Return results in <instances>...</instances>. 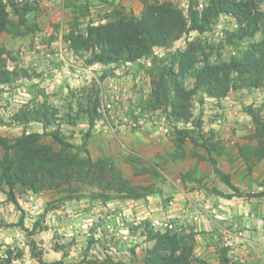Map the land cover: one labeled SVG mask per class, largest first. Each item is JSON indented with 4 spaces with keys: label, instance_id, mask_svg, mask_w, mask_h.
<instances>
[{
    "label": "rangeland",
    "instance_id": "1",
    "mask_svg": "<svg viewBox=\"0 0 264 264\" xmlns=\"http://www.w3.org/2000/svg\"><path fill=\"white\" fill-rule=\"evenodd\" d=\"M171 1L183 9L189 17L190 0ZM206 2L207 0L205 4ZM72 3L87 7L83 12L80 11L83 28L91 22L96 24L106 21L114 6H123L127 11H134L137 15L141 14L144 7L143 0H46L39 3L36 11L28 14L29 21L39 25L38 30L21 36L4 33L0 41L10 52L5 55L8 67L25 68L29 75L11 84H0V134L16 137L24 132H44L42 122L33 121L22 125L16 123L13 116L26 105L32 106L35 102L47 98L59 110L60 117L65 118L67 114H71L77 121L76 125H71L64 120H57L48 127V131L60 128L71 142L82 144L85 133L90 130L88 116L84 112L88 92L96 88L100 96L104 87L107 93L112 89L120 95L125 93L122 106L120 104L113 112V114L118 113V117L112 119V125L107 130L102 127L92 129L88 148L94 159L103 156L112 157L126 177L137 184L153 183L158 187V193L136 201H132L133 199L104 201L93 194L96 190L93 188H89L85 196L80 198L69 192L17 191L16 204L9 200L5 192L0 191V262L6 264L5 258H8L11 251L12 260L9 264H41L39 256L44 264H48L62 259L64 252L67 253L64 257L66 264H78L84 260V264H110L107 262L109 257L113 261L112 264H145L144 258L148 249L154 245L145 234V221H149L155 230L163 229V231L166 230L163 223H174L177 224V230H169L179 232L185 224L173 209L179 202L178 193H182L183 190L195 194L191 201L192 205L189 209L187 207L186 213L192 215L190 217L198 223V227L216 228L220 237L224 235L223 231L235 232L248 229L235 228L233 222L235 219L219 216V213L213 211V207L222 210L228 207L224 204L229 202V197L225 194L230 193L221 190L225 183L213 169L210 175H206L203 183L188 182L183 178L180 179L179 172L172 166L167 167L168 162H171L170 157L163 154L156 157L149 156L150 152H154L153 148L147 147L146 154L141 155L125 153L127 150L124 140L121 139V133L124 131L131 134L145 133L151 138L153 137L151 134H155L154 131L158 130L157 124L151 123L152 118H147L146 122L149 126L142 130L112 129L116 124L121 123V117L131 115L134 101L143 104L149 99L152 90L149 71L143 64L122 73L121 64L103 65L91 70V64L88 62L90 54L83 51L75 52L66 38L72 28L73 20V12L71 15V10H66ZM11 16L19 19L14 12H11ZM218 19L215 23L219 22ZM226 22V25L231 27V21L226 19ZM237 29L227 30L226 37L218 43H209L199 36L196 38L204 42L207 47L206 52L210 53L213 62L229 60L235 55L234 51L238 53L239 49L246 47L250 41L241 40L237 46L229 44L227 42L229 32ZM263 38L264 25L252 40ZM172 52L166 51L164 57L155 58L154 62L166 58ZM205 56V53H201L199 62L204 61ZM104 71H108V75L103 79L101 77ZM194 82L193 77L187 78V87H193ZM228 96L229 100L224 99V102L206 98L203 103L196 96L193 101V112L197 118L202 116L205 134L214 131L216 139L222 142L224 148L233 151L240 145L250 142V137L255 131L247 107L249 105L261 107L264 116V88H240L232 90ZM80 102L84 103L82 109ZM161 114L166 115L163 110L160 111L159 117ZM229 118L233 119L231 120L233 124L227 127L228 129L222 130V126L214 125L218 123V119L223 122L228 121ZM169 120L170 132L165 134L160 131L162 138L160 141L157 140V143L162 145L168 143V147L173 148L175 145H170L169 142H173L172 133L175 123ZM222 135L225 137L223 138ZM163 138L168 140L164 141ZM44 140L52 143L56 148L61 147V143L53 140L52 137L47 136ZM192 146L190 141L186 144L187 149ZM3 154L0 147V158ZM129 157L136 159L140 169H150L155 167V163L158 164L161 176L155 177L151 173L137 174L128 161ZM234 157L235 155L232 154L225 160L233 163L237 160ZM217 160L219 166L223 167V159ZM241 167L233 174H238L237 178L247 180L252 173L248 168L241 169ZM262 167L263 164L259 165L258 169L261 170ZM259 178L257 177V180ZM209 197H214L209 206L203 208L198 204L204 200L208 201ZM204 210L208 215L205 221L202 219L199 221ZM185 223L190 224V221L186 220ZM190 233L195 234V231Z\"/></svg>",
    "mask_w": 264,
    "mask_h": 264
},
{
    "label": "trees",
    "instance_id": "2",
    "mask_svg": "<svg viewBox=\"0 0 264 264\" xmlns=\"http://www.w3.org/2000/svg\"><path fill=\"white\" fill-rule=\"evenodd\" d=\"M39 1L42 0L19 5L14 0H0V38L4 33L21 36L38 30L39 25L31 23L28 14L38 9ZM190 1L189 17L171 0H143L144 7L140 15L127 11L123 6H114L106 21L98 24L91 22L85 28L82 27L80 11L83 12L87 7L72 3L69 5L73 10L72 28L66 38L75 52L90 54V64L96 62L104 66L120 65L149 57L156 46L169 48L193 30L202 34L212 29L221 15L236 18L240 23L239 28L229 32L227 42L237 46L241 40L248 39L250 41L246 47L239 49L229 60L213 62L210 53L206 52L204 42L195 38L184 51L172 52L166 58L154 62L148 70L152 84L151 95L142 104L144 110H163L175 123L172 133L174 159L187 155L186 144L189 141L195 148L193 155L201 157L196 151L200 147L208 151V160L215 173L234 191L225 194L231 198L242 195L243 192L232 182L231 175L225 173L211 156L213 151L222 154L225 148L216 139L214 131L205 134L202 116H194L193 101L196 96L203 103L206 98L222 100L232 90L240 88H264V38L252 40L264 25V0H207L202 9L198 7V0ZM11 12L19 19H14ZM9 53L0 41V84H11L29 75L25 68L8 67L5 55ZM201 53L206 56L199 65ZM107 75L108 71H104L101 78L104 79ZM189 77L195 79L191 88L186 85ZM79 104L81 109L84 108V103ZM99 104L98 90L92 88L86 97L84 109L90 130L85 133L82 144L71 142L60 128L48 131V127L57 120H64L71 125H76L77 121L71 114H67L65 118L60 117L59 110L47 98L32 106L26 105L16 112L13 116L16 123L27 125L33 121L42 122L44 132H24L16 137L0 134V147L4 153L0 158V191L5 192L9 200L16 204L17 191L69 192L80 198L85 196L89 188H93L97 190L93 194L104 201L139 200L158 193L155 184H135L126 177L112 157L94 159L91 156L88 145L91 131L101 117L98 112ZM247 111L252 117L255 131L250 137L251 141L240 145L238 149L239 155L252 172L255 165L264 158V116L261 107L249 105ZM180 121L191 122L192 127L179 128L176 122ZM47 136L61 143V147L56 148L52 143L46 142L44 139ZM128 161L137 174L161 176L158 164L150 169H140L134 157H129ZM183 177L201 182L193 177L192 172ZM253 196H264V191ZM144 224L147 239L154 242L144 258L145 264H214L194 255V233L155 230L149 221ZM66 256L67 253L64 252L62 259L48 264H66ZM38 258L44 264L43 259L40 256ZM5 260L6 264L11 262V251ZM84 262L85 260L78 264ZM107 262L113 263L110 257ZM218 264H233L227 247L221 249Z\"/></svg>",
    "mask_w": 264,
    "mask_h": 264
},
{
    "label": "crops",
    "instance_id": "3",
    "mask_svg": "<svg viewBox=\"0 0 264 264\" xmlns=\"http://www.w3.org/2000/svg\"><path fill=\"white\" fill-rule=\"evenodd\" d=\"M68 9L71 10L70 12L72 15L73 11L71 7H68L66 11H68ZM67 14H69V12H67ZM224 99L229 100V98ZM224 99H222L221 102H224ZM231 120L233 119L229 118L228 121L218 122L214 125L217 127L222 126L223 130L233 124ZM154 132L155 134H151V136H153L151 138L147 137L145 133L131 134L125 131L124 133H121V139L124 140V146L127 150L125 153L130 155L129 153L131 152L141 155L146 154L145 149H147V147L150 149L153 148L154 152H150L149 156L152 155L156 157L159 154H163L168 158L170 157L171 162H168L167 167L170 168L172 166L177 172H179L180 179L183 178L188 182L195 181L185 179L183 177V175L188 172H192L193 177H195V179H199V181L201 180L203 183L206 180V175H210L211 169L214 170L213 165L208 160L210 154L205 148L200 147L196 149V151L201 156L197 157L193 155V151L195 150L194 145L190 149H187L186 147L187 155L183 158L174 159L173 153L175 152V147H168V143H165V145L158 144L157 140H161L162 134L159 130H155ZM222 137L224 138L225 136L222 135ZM163 140H168V138H163ZM169 144L172 145L174 143L169 142ZM232 154L235 155L234 158L237 160L233 163L227 162L225 159H227V157ZM211 156L216 160L220 158L223 159V167H220L219 164L218 166L225 173L231 175L232 182L243 192L242 195H234L233 197L229 198V202L224 203L225 205H228L225 210L213 207V211L219 213V216L223 215L226 218L231 217L235 219L233 220L236 226L235 228L240 229V227H247L248 229L238 230L235 232L223 231L224 235L220 237V235H217L219 233L216 228L212 229V227H203V229L200 226L198 227V223H195V221L191 219L192 217L190 216L192 215L186 213L187 207L189 209V207L192 205L191 201L193 200L195 194L194 192H187L186 190H183L182 193H178L177 199L179 202L173 209L175 214L179 216L181 218L180 220H182V222L185 224L184 227L180 229L179 233L189 234L191 231H195L196 244L194 255L205 258L214 264H218L220 262L221 249L224 247L228 248V256L232 259L233 264H264V225H262V222L264 223V196H253L255 193L264 191V158L255 165L249 178H247V180H242V178H237L238 174H236L237 176L233 174L241 166V169L248 168L247 164L239 155L238 148L234 149L233 151L225 149L222 154H218L216 151H213ZM155 159L157 160V158ZM261 164H263V167L261 170H259L258 166ZM257 177H260L259 180H257ZM225 185L224 187H221V190L234 193L229 185L226 183ZM211 200H214V197H209L208 201L204 200L198 204L205 208L209 206ZM128 203H130V201H128ZM206 215H208V213L204 210V214H201L199 221H201V219L205 221ZM243 219L245 220L243 221ZM259 219L261 221L260 223ZM184 220H189L191 225L185 223ZM241 223L243 224L241 225ZM240 235L245 236V238H240ZM226 242L233 243V245L227 246Z\"/></svg>",
    "mask_w": 264,
    "mask_h": 264
},
{
    "label": "built area",
    "instance_id": "4",
    "mask_svg": "<svg viewBox=\"0 0 264 264\" xmlns=\"http://www.w3.org/2000/svg\"><path fill=\"white\" fill-rule=\"evenodd\" d=\"M17 4L19 5H24L26 3H35L36 0H14ZM46 1V0H42ZM42 1H39L42 2ZM48 1V0H47ZM206 0H198V7L202 9L205 5ZM188 7V5H187ZM226 19L230 20L231 27L229 25H226ZM219 22L215 23L213 25V28L204 32V33H199L196 30H193L189 32L188 34H185L181 39L177 40L171 47L166 48V47H159L156 46L153 50V53L149 57H144L138 62H124L121 64V73L125 71H129L133 68L139 67L140 64H143L147 70H149L153 64H154V59L155 58H162L165 56L166 51H184L189 42L194 40L197 36L202 37L204 40H206L209 43H218L221 42L225 37H226V32L227 30H234L236 28H239V21L229 15H221L218 19ZM98 24V23H96ZM236 54V51L233 52ZM202 59V56H201ZM203 61H200L198 64H202ZM103 65L101 63H92L90 65V69L93 70L95 68L102 67ZM116 89V88H115ZM105 90L104 87H102L101 92H100V104L98 106V112L101 114V117L96 121V124L94 127L99 128L102 127L104 129H109L112 125V119L118 117V113H114L115 108L117 106H122V102L125 100V93H118L114 89L108 91ZM228 98V96L226 97ZM161 110H144L143 106L140 102L134 101V106L131 109V115L128 117H121V123L116 124V126L112 129L114 131H123L125 129L131 128L135 130H142L149 125L147 124L146 120L147 118H152L151 123L157 124L156 127H158V130L161 131L162 133L168 134L171 130L170 126V120L169 118L161 114L159 117ZM117 121V120H116ZM218 122H222L221 119H218ZM176 125L179 128H185V127H192V123H185L184 121L176 122ZM157 223H154L156 225ZM163 226L165 227L164 229H174L177 230V224L170 223V222H165L163 223ZM163 230V229H162ZM240 238H245V236L240 235ZM227 243V242H226ZM227 246H232L233 243H227Z\"/></svg>",
    "mask_w": 264,
    "mask_h": 264
}]
</instances>
